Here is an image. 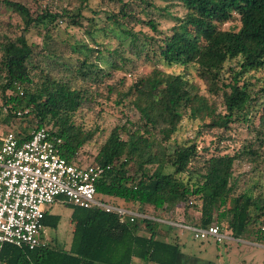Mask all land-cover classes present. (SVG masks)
Segmentation results:
<instances>
[{"label": "trees", "instance_id": "16d2710c", "mask_svg": "<svg viewBox=\"0 0 264 264\" xmlns=\"http://www.w3.org/2000/svg\"><path fill=\"white\" fill-rule=\"evenodd\" d=\"M90 1L75 0L71 7L55 10L46 6L35 13L21 2L5 1L20 19L14 38L0 31L1 98L7 116L27 109L25 115L32 116L36 128L45 127L61 139L60 151L69 163L84 165L77 154L96 129L84 128L75 117L92 100L87 83L103 82L108 96L115 94V104L133 108L138 118L115 125L89 163L109 165L96 182L97 198H120L148 215L146 207L156 214L181 205L187 222L227 227L234 237L254 232L256 242L264 244V184L251 176L241 186V176L234 172L242 158L254 165L264 161V0H159L164 6L156 0H97L107 6L104 10L93 8ZM177 5L184 9L181 16L169 11ZM84 9L93 13L86 18L93 45L75 38L57 40L68 26L85 28ZM155 11L172 19L168 32L158 28ZM100 13L104 18L97 26ZM59 20L66 22L65 28ZM229 22L234 23L224 27ZM135 25L152 33L135 30ZM38 27L41 42L29 41L26 34ZM115 28L127 36L128 44L113 35L118 45L109 49L92 35ZM63 41L67 54L59 48ZM141 57L153 64L150 72L128 84L124 77L105 82ZM160 62L181 69L167 72ZM194 77L209 95L200 92ZM214 96L220 98L221 110ZM185 116L199 120L202 129H221L208 157L201 156L195 140L180 143L173 138ZM238 121L246 123L252 136L232 153L225 152L220 142ZM66 204L73 223L68 248L4 244L1 263L131 264L138 258L146 264H184L179 243L166 240L155 220L120 223L101 208ZM194 212L199 215L193 220ZM58 223V215L43 211V227L56 228ZM252 225L255 230L249 233Z\"/></svg>", "mask_w": 264, "mask_h": 264}, {"label": "rangeland", "instance_id": "374dc122", "mask_svg": "<svg viewBox=\"0 0 264 264\" xmlns=\"http://www.w3.org/2000/svg\"><path fill=\"white\" fill-rule=\"evenodd\" d=\"M6 0H0V31L7 36L14 38L20 33V28L17 24L20 22L19 16L15 13L11 7L5 4ZM7 1H17L22 4L27 5L30 12L35 13V10L39 11L44 9L46 6L52 8L53 10L59 7H71L75 0H7ZM91 6L95 9L104 10L107 8L106 5L100 6L97 0H91ZM155 3L160 6H164V2L156 0ZM111 8V5H109ZM135 7V6H134ZM169 11L174 15L181 16L184 13V9L180 6H172ZM83 15L85 18L82 19L84 27L78 26H68L66 27L67 32L62 31L57 40H69L70 42L75 40H83L89 42L93 45L89 34L86 30L89 29L90 22H87L86 18L93 15L89 9L83 10ZM158 22V28L162 31H169V28L173 25V21L167 15H159L155 11L153 15ZM95 17V15H94ZM102 18L104 14L100 13L96 16L97 26H101ZM234 22H229L224 25V27L230 26ZM58 25L61 28H65L66 22L61 20L58 21ZM92 28V27H91ZM90 28V29H91ZM142 30L152 33L146 26L135 25L134 29ZM42 30V27L34 28L26 37L29 41L41 42V36L37 33ZM92 35L97 38V40L104 44V46L109 49H113L117 46V40L113 38L118 36L120 39H125V44H128V39L125 34L117 28L112 29V31L107 34L102 33L100 30H96ZM126 37V38H125ZM59 48L63 54L68 53L67 46H63L65 43H58ZM62 54V55H63ZM106 54V53H105ZM126 56L133 58L132 54H129L128 50L125 53ZM125 70L114 71L113 78L105 79V82L115 83L117 78L124 77L126 83L128 84L132 79L136 78L141 74H146L150 72L153 64L149 61L144 60V58H134L133 64L127 63L125 65ZM162 69L167 72L179 71L181 68L178 66H166L163 62L158 63ZM200 86V92L209 95L206 91L205 85L201 80L194 77ZM104 81V80H103ZM254 82V79H251ZM3 82L0 77V140L4 134L8 131H12L19 136H26L30 134L35 128L36 124L32 120V116L27 114L25 116L9 117L6 114V109L3 108V101L1 98V83ZM87 83L88 95L92 94L91 102H86L85 106L78 110L76 113L75 120L80 123L84 128L96 129L93 138L83 145L77 154V158L81 163L89 164L92 162L93 158L98 152L100 145L106 140L112 128L117 124H122L126 119L136 120L138 118V113L133 108L124 107V105L115 104V94H110L106 92L104 83L102 84ZM217 100L219 109H222L221 100L218 96H214ZM256 122V120H255ZM233 128L226 134L229 136L227 139L220 142V145L224 147L225 152L232 153L234 150L238 149L245 138L252 136V133L247 130L245 122H235L230 124ZM221 129H202L201 122L199 120L189 119L186 116L181 121L179 130L175 133L173 138L180 143L188 142L189 140H195L198 144L199 152L201 156L208 157L213 151L216 143L217 135L220 134ZM124 137V135H123ZM209 148V151H204L203 148ZM264 155V152H263ZM252 167H256L257 171L250 172ZM135 168L131 169L134 172ZM235 174H240V185L243 186L244 182L248 180L250 183L251 176H258L259 183L264 184V161L263 158L260 159L256 165L247 161V159L242 158L241 160L235 162L234 165ZM104 202L111 205H119L122 207L138 208L136 204L126 202L120 198L105 196L102 198ZM140 208V207H139ZM145 208V207H144ZM44 210H47L50 214H55L59 216V223L56 228L49 226L43 227L41 237L42 241L47 245H53L62 249L69 247L72 240V230L73 223L71 221L72 208L68 206L61 198L57 199L54 203L50 205H44ZM148 213L154 214L152 209L146 207L145 209ZM156 215V214H154ZM165 218L171 217L174 220L186 219L183 216L182 206L179 205L172 211L167 210L163 214ZM219 226V225H218ZM159 232L163 234H171V241L175 240L177 234L179 236V245L184 253L185 261L184 264H264V244L261 243H250L249 241L255 242L254 227H249L248 232L251 234H243L240 238L241 241L226 239L223 242L217 243L212 238L205 239H195L192 233L188 230L177 229L174 226L167 227L165 225H159ZM220 227V226H219ZM223 231L228 230L227 227H220ZM247 233V232H245ZM174 236V237H173ZM256 243V242H255ZM132 264H140V260H133Z\"/></svg>", "mask_w": 264, "mask_h": 264}, {"label": "built area", "instance_id": "2783aa9c", "mask_svg": "<svg viewBox=\"0 0 264 264\" xmlns=\"http://www.w3.org/2000/svg\"><path fill=\"white\" fill-rule=\"evenodd\" d=\"M26 113L27 109L18 110L16 115ZM61 144V139L51 136L45 127L34 129L25 139L12 131L1 138L0 254L4 244L28 249L46 246L41 237L43 206L59 198L82 208L95 207L114 213L120 223L149 218L159 225L188 230L195 239L210 237L217 243L226 239L240 241L217 224L197 226L183 219L151 216L104 202L97 198L95 186L109 165L69 163L61 154Z\"/></svg>", "mask_w": 264, "mask_h": 264}, {"label": "crops", "instance_id": "0c3cea01", "mask_svg": "<svg viewBox=\"0 0 264 264\" xmlns=\"http://www.w3.org/2000/svg\"><path fill=\"white\" fill-rule=\"evenodd\" d=\"M132 209V208H131ZM165 212V211H164ZM164 212H156V215H154V214H152L151 216H160V217H165L163 214H164ZM158 213L159 214H161L162 213V215H158ZM166 213V212H165ZM198 212H194L193 214H192V216H193V220L195 219V218H197L198 217ZM192 216L190 217V219L192 218ZM184 217V216H183ZM168 218H171V217H168ZM185 218V217H184ZM172 219V218H171ZM189 219V220H190ZM185 220V219H184ZM188 220V219H187ZM190 223H192L193 221H189ZM159 229H160V227H159ZM227 233H230L231 234V236L233 237V238H236V239H239L240 241L242 240V238H240V237H234L233 235H232V232L228 229V230H225ZM162 231H160V233H161ZM163 233H165V232H163ZM163 233H161L162 234V236L164 237V238H166V240H168V241H171V234H163ZM244 234H247L248 235V233H244ZM174 237V236H173ZM175 237H177L175 240H172V241H176V242H178L179 243V236L176 234L175 235ZM250 243H254V244H256L257 245V243L258 242H253V241H249ZM136 259H138V258H133V260H136ZM133 260H132V262H133ZM139 260V259H138ZM1 264H5V263H1ZM132 264V263H131ZM140 264H146V263H144V262H142L141 260H140Z\"/></svg>", "mask_w": 264, "mask_h": 264}]
</instances>
